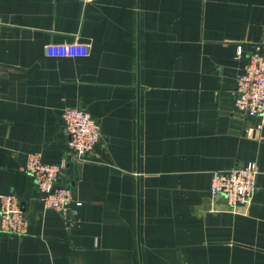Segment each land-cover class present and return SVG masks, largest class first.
I'll return each instance as SVG.
<instances>
[{"label":"crops","instance_id":"1","mask_svg":"<svg viewBox=\"0 0 264 264\" xmlns=\"http://www.w3.org/2000/svg\"><path fill=\"white\" fill-rule=\"evenodd\" d=\"M0 18V193L31 216L0 233V264H264V128L233 97L264 0H0ZM69 107L101 124L84 159ZM30 152L68 161L74 226L38 198ZM251 161L249 204L212 195L216 170Z\"/></svg>","mask_w":264,"mask_h":264},{"label":"built area","instance_id":"2","mask_svg":"<svg viewBox=\"0 0 264 264\" xmlns=\"http://www.w3.org/2000/svg\"><path fill=\"white\" fill-rule=\"evenodd\" d=\"M2 20L0 18V25ZM244 55L239 45L238 58ZM1 69V67H0ZM234 106L241 116L256 119L255 128H264V42L255 43V48L246 58L243 71L237 78L233 91ZM65 132L69 136V146L76 157L84 159L102 143L103 134L99 120L90 112L69 107L62 111ZM66 159L58 163L45 162L39 152L27 154L23 170L37 186L38 198L45 207L55 209L62 215L68 226L76 224L78 207L73 186L59 183L67 167ZM260 168L255 161L228 169L216 170L211 183L213 196L222 195L231 206L249 204L257 189ZM31 225V216L23 208L21 199L13 193H0V233L24 235Z\"/></svg>","mask_w":264,"mask_h":264}]
</instances>
